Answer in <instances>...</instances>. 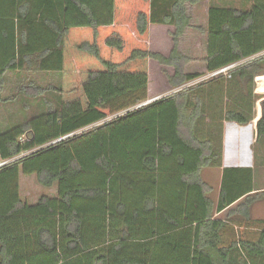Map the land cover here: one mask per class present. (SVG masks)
<instances>
[{
  "label": "trees",
  "instance_id": "obj_1",
  "mask_svg": "<svg viewBox=\"0 0 264 264\" xmlns=\"http://www.w3.org/2000/svg\"><path fill=\"white\" fill-rule=\"evenodd\" d=\"M199 2L0 0V103L12 73L24 105L38 98L44 109L0 128V264H264L252 168H223L216 197L201 177L221 166L222 121L253 118L264 0L208 7L202 71L187 70L179 49ZM160 24L173 27L167 56L148 48ZM149 59L173 67L171 88L243 62L141 105ZM255 130L264 137V101ZM20 173L56 196L21 201Z\"/></svg>",
  "mask_w": 264,
  "mask_h": 264
},
{
  "label": "rangeland",
  "instance_id": "obj_2",
  "mask_svg": "<svg viewBox=\"0 0 264 264\" xmlns=\"http://www.w3.org/2000/svg\"><path fill=\"white\" fill-rule=\"evenodd\" d=\"M250 4V0H200L196 6H188L191 26L188 30H186L187 32L179 43V49L190 57L187 70H203L204 66L201 59L205 52L206 40L205 35L198 31V27H206L208 7L210 5H216L220 7H236L246 9L250 7ZM170 29L173 31V27L163 28L162 36H160L153 28L151 29V43H149V51L160 53L165 56L168 55L172 46ZM148 67V100H155L173 93L175 88H171L167 82V72L170 71V69L161 67V65L153 59L148 60ZM168 73H171V71ZM51 79L52 76L46 75L43 82H41L44 85L47 80ZM20 81L21 79H19L15 74L9 73L7 75L6 86L2 92V96L3 98L7 97L10 101L0 103L1 129H6L16 123H20L26 118L44 110L39 104L40 99L38 98H28V104L24 105V101L22 100L23 95H21V93L17 95V89L20 87L19 84L21 83ZM15 94L17 95L16 98L11 99V97ZM253 94L255 96L253 106V112L255 114L253 120L255 127L256 121L260 115L261 103L264 101V72L260 78L254 79ZM213 126V130L215 131L218 125L215 122ZM252 147L254 151L255 184L259 189H263L264 191V137H261L256 142L254 141ZM206 178L209 179L210 183L213 185L212 197H216V175H211L209 170ZM260 191L259 194L263 196L256 204L255 214H263L264 216V192ZM56 192V185L51 187L42 186L37 182L34 174H19L18 193L21 201L25 203L34 204L42 195L54 197L56 196Z\"/></svg>",
  "mask_w": 264,
  "mask_h": 264
},
{
  "label": "crops",
  "instance_id": "obj_3",
  "mask_svg": "<svg viewBox=\"0 0 264 264\" xmlns=\"http://www.w3.org/2000/svg\"><path fill=\"white\" fill-rule=\"evenodd\" d=\"M168 27L172 28V26L164 25V24L150 25L149 26L148 48H149V43H151V40H150L151 39V29L153 28L155 31H157V33L160 36H162L163 35V28H168ZM170 32H172V30ZM171 41H172V38H171ZM171 48H172V46H171ZM170 50H169V52H170ZM169 52H168V54H169ZM161 67H165L166 69H170L171 73H168V72H170V71H168L167 74H169V75L173 74V67L164 66V65H161ZM148 73H149V67H148ZM254 117H255V114H253V118ZM253 118L246 125H240V124L235 123L233 121H227V120L222 121L221 166L220 167H205V168H203L201 171V177L207 184H209L213 187V185H212V183H210L209 179L206 178V175L209 173V170H210L211 175L212 174L216 175V177H217V183H216L217 190H216V192L218 193L223 168H225V167H250V168H252L254 190L250 194L255 196V200L250 206V216H251V218H254V219H264L263 214H255L256 204L262 199L261 197L263 196V195L259 194V191L260 190H261L260 192H264V191H263V189H259L258 186H256V184H255L256 178H255V172H254V169H255L254 168V151H253L252 146L254 144V141L256 142L257 140L255 139L256 138V130L254 127ZM245 128H247V129H245ZM240 200L234 202L229 208H234ZM226 212H227V209H224L218 213H215L214 217L219 218V219H223L226 215Z\"/></svg>",
  "mask_w": 264,
  "mask_h": 264
},
{
  "label": "built area",
  "instance_id": "obj_4",
  "mask_svg": "<svg viewBox=\"0 0 264 264\" xmlns=\"http://www.w3.org/2000/svg\"><path fill=\"white\" fill-rule=\"evenodd\" d=\"M243 61H239V62H234L231 64H228L226 66L220 67L216 70L207 72L183 85H180L178 87L175 88V90L173 91V93L179 92V91H183V90H187L189 88H192V86H197L201 83H204L208 80H211L213 78H217V77H224V78H229L231 72L237 67L239 66ZM172 94V93H171ZM154 99H150V100H146L145 102H143L141 105H145L151 101H153ZM139 105V106H141ZM6 162H0V166L5 164Z\"/></svg>",
  "mask_w": 264,
  "mask_h": 264
}]
</instances>
